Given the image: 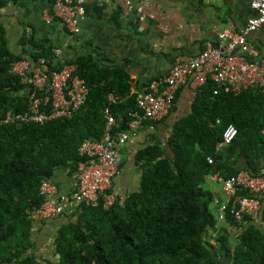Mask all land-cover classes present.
I'll use <instances>...</instances> for the list:
<instances>
[{"label":"trees","instance_id":"1","mask_svg":"<svg viewBox=\"0 0 264 264\" xmlns=\"http://www.w3.org/2000/svg\"><path fill=\"white\" fill-rule=\"evenodd\" d=\"M19 1L0 0V10ZM24 40L29 49L15 53L0 22V264H264V225L248 215L238 219L232 212L235 199L221 224L215 200L224 198L206 180L213 174L230 178L241 170L264 173V85L235 94L212 79L196 89L192 112L175 122L165 147L154 140L138 150L139 189L108 208L101 202L83 203L60 214V222L51 224L57 229V257H39L32 211L45 200L42 182L59 186L60 171L69 176L80 172L87 158L79 148L86 139L103 137L105 110L117 118L115 130L122 131L130 111L137 110L138 94L131 92V76L123 67L101 64L91 55L63 62L55 44L37 39L33 30L25 29ZM25 53L35 63L45 57L52 70L77 65L90 94L73 116L42 123L2 122L8 111L16 115L29 109L22 76L11 72L14 63L26 59ZM110 94L118 99L110 101ZM41 110L50 113L51 104ZM231 123L239 130L237 137L217 150ZM230 226L242 229L237 244Z\"/></svg>","mask_w":264,"mask_h":264},{"label":"built area","instance_id":"2","mask_svg":"<svg viewBox=\"0 0 264 264\" xmlns=\"http://www.w3.org/2000/svg\"><path fill=\"white\" fill-rule=\"evenodd\" d=\"M88 0H53L52 12L46 15L50 22L55 17L61 20L68 35L75 37L80 32L79 20L86 14ZM130 11L139 15L143 26L148 20L155 19L153 12L146 13L149 0H124ZM256 15L249 18L247 24L239 29H225L218 33L219 42L208 40L202 51L195 57L174 64L170 71L150 82L149 87L137 96V110H131L127 128L116 131L117 118L109 108L105 110L107 118L105 132L100 140L86 139L79 148L82 156L87 158L80 172L74 175L71 192H63L58 184L44 180L41 192L45 200L40 207L32 211L35 223H42L57 218L66 211H74L81 204L113 206L123 198L115 187V178L120 173L122 162L121 147L146 128L155 129L156 123L164 118L175 105L176 94L184 85L194 89L206 84L209 79L220 88L240 94L244 90L264 85V56L258 47L249 42L252 33L264 26V0H252ZM166 30V25H161ZM60 50L56 55L60 57ZM49 60L41 57L38 62L24 59L13 64L11 72L22 76L29 94V109L14 115L11 111L2 117L5 123L45 122L53 118L71 117L82 107L90 94L86 80L77 73V65L65 63L60 70H52ZM218 93V89L215 90ZM110 101L118 97L110 94ZM51 104V111L41 110ZM239 130L233 123L229 124L217 150L229 145L237 137ZM208 161L213 163V157ZM212 182L221 185L224 200L216 198V212L220 223L226 220V211L231 199H235L232 211L238 219L245 215L252 219L264 218L262 197H264V173L252 175L247 170L223 178L219 174L209 177ZM245 191L244 195H238Z\"/></svg>","mask_w":264,"mask_h":264},{"label":"crops","instance_id":"3","mask_svg":"<svg viewBox=\"0 0 264 264\" xmlns=\"http://www.w3.org/2000/svg\"><path fill=\"white\" fill-rule=\"evenodd\" d=\"M149 1L150 6L145 11L153 12L156 17L143 26L137 12L130 11L124 0H88L86 14L79 20L80 32L75 37L68 35L61 20L47 21L50 0L9 3L0 10V22L7 29L9 45L15 53L29 49L24 40L25 29L33 30L37 39H50L64 60L91 55L101 64L123 67L131 76V92L139 94L150 80L164 76L174 64L199 54L206 41L219 42V32L228 28L239 30L257 13L252 0ZM161 25H166L167 29H162ZM249 42L264 56V26L252 33ZM25 55L27 60H32L28 53ZM196 95V89L191 86L181 87L174 107L156 123L155 129L144 128L121 147L124 164L115 178V187L122 196L140 187L141 169L135 162L138 150L154 140L165 147L175 122L192 112ZM73 179L66 170L56 177L61 191L67 193L72 190ZM206 180L207 186L224 198L221 185L209 177ZM252 220L264 225L263 217ZM56 221L60 222V218L45 224ZM229 229L237 244L242 229L237 226ZM235 232L238 234L234 235Z\"/></svg>","mask_w":264,"mask_h":264},{"label":"rangeland","instance_id":"4","mask_svg":"<svg viewBox=\"0 0 264 264\" xmlns=\"http://www.w3.org/2000/svg\"><path fill=\"white\" fill-rule=\"evenodd\" d=\"M52 222L48 225L45 222L35 223L34 224V237L38 240V246L36 252L39 257L50 258L51 260H55L57 255L54 253V231L57 230L53 227ZM56 225V224H55ZM57 227V226H56ZM238 234L235 232L234 235Z\"/></svg>","mask_w":264,"mask_h":264}]
</instances>
